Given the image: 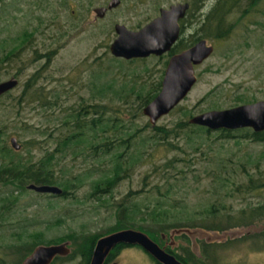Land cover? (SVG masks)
Here are the masks:
<instances>
[{
	"label": "rangeland",
	"instance_id": "1",
	"mask_svg": "<svg viewBox=\"0 0 264 264\" xmlns=\"http://www.w3.org/2000/svg\"><path fill=\"white\" fill-rule=\"evenodd\" d=\"M177 1H189L191 5L193 15L185 22L184 32L188 41L201 34L197 30L201 19L217 0H201L199 8L194 0H121L104 17L97 16L94 7L107 5L109 0H0V54L16 50L0 63V81L12 76L19 79L14 88L0 95V129L5 130L9 146L13 147L11 136L18 138L22 144L19 154L24 159L36 161L55 150L56 173L62 179L82 178V182L75 180V190L67 198L29 188L10 208L3 206V198L10 195L13 185L0 183V239L8 240L13 232L23 230H43L47 238L77 231V241L66 239L72 248L69 254L74 255H63L54 264H85L81 254L85 237L116 224L122 201L132 199L145 212L167 206L170 212L185 213L181 221L195 219L197 224L205 220L218 222L213 214L206 217L205 208L213 202L227 206L219 216L228 213L235 218L243 210L247 213L264 204V185H248L251 178L254 184L264 182V141L243 138L237 129L234 137H219L216 129L203 139L185 128L175 139L179 146L172 148L155 144L150 138L155 133L153 125L172 127L204 110L264 98V0H254L255 4L243 15L245 4L251 0H240L241 5L227 15L233 23L230 35L205 37L214 44L213 53L196 65L198 79L188 95L156 124L152 125L143 108L139 109L135 95L109 100L110 114L124 121L125 131L145 126L141 135L130 140V148L123 156L126 159L140 148L141 157L130 163L112 194L102 198L91 194L94 178L109 173L112 154L96 153L101 148L86 145L85 141L83 145V139L76 137L64 145L63 152L59 150L63 145L58 141L73 132V118L68 116L77 112L81 104L85 106L96 99L98 102L103 82L115 80L120 85L138 74L137 80L152 86L162 79L167 54L128 62L126 58H115L118 56L112 54L110 43L117 36L116 22L137 29L157 15L161 6ZM52 50L49 59L47 53ZM35 72L39 73L35 84L27 87V80ZM239 96L248 100L239 101ZM69 118L70 122L65 123ZM96 139L90 137L88 141ZM123 148L126 147L119 149ZM3 155L0 150V158ZM131 190L138 192L127 195ZM167 193L169 201L158 204L157 199H165ZM236 227L245 233L261 232L264 216L251 224L233 223L225 229ZM169 231L165 232L167 240ZM241 236L210 241L208 248L204 238L198 239L199 252L210 264H264V248L259 247L254 236L237 239ZM260 236L263 240L264 234ZM175 239L176 252L189 255L194 251L189 235L183 233ZM3 253L0 248V255ZM114 261L112 264H155L150 254L136 245L122 249Z\"/></svg>",
	"mask_w": 264,
	"mask_h": 264
},
{
	"label": "trees",
	"instance_id": "2",
	"mask_svg": "<svg viewBox=\"0 0 264 264\" xmlns=\"http://www.w3.org/2000/svg\"><path fill=\"white\" fill-rule=\"evenodd\" d=\"M194 2L196 8H199L202 5L201 0H194ZM254 4V0L247 2L244 9L242 10V15L245 14ZM240 5V0H217L215 5L201 19V23L197 29L198 31H202L201 34L188 41L185 40L183 35L180 36L179 40L172 47L171 52H176L188 47L201 37L213 36L214 38H224L229 36L232 32L233 23L227 20V15L231 10H233V8L239 7ZM192 15L193 14L191 13L190 9L188 15L183 19V22L185 23L189 21V17ZM52 52L53 50L47 53L49 59L51 58L50 54ZM15 53L16 50L14 49L10 52L5 51L4 53H1L0 63L11 58ZM115 58L124 59L120 57ZM135 59H144V57L124 60L133 62ZM166 63L167 59L165 60V65ZM120 67L123 68V65ZM38 74L39 73L35 72L34 75L27 80V87L35 84L34 82H36ZM137 75L138 74L134 75L133 79L122 81L120 85H117L115 80L103 82L104 84L100 86L99 91H101V97L98 99V102L96 99L87 103L85 106L81 104V107L77 109V112H74L72 116H68L73 118L72 122H70V118L64 120L65 123L70 122V127H72L73 124V132L69 135H67V133V136L65 135L60 141H58L60 146L63 145L59 149L60 152L65 150L64 145H69V143L72 142L76 137V140L83 139V141L80 142L83 145L85 141L86 145H91L96 149L101 148V152L97 151L96 153L101 155L112 154V163L109 173L94 178L92 182L93 190L91 194L96 195L98 198H102V195L105 194H112L116 185L124 177L123 172L130 167L131 162H135L137 159H140L142 154V150L140 148H136V150H138L131 153L126 159L123 157L130 148V140L137 137L138 135H141V133L145 131V126L137 127L134 132H130L132 127L127 128L125 131L124 129L126 126L124 121L119 116L110 114V109L108 106V103L110 102L109 100H112L114 96H120L122 98L129 99L135 95V97L139 100V109H142L145 104H147L156 96V94L161 89L162 79L150 86L146 81L142 83L141 81L137 80ZM239 98V101L248 100L241 96H239ZM148 125L150 126V123H148ZM152 127L155 130V133L150 135V138L153 140V142L155 144L169 145L171 148L179 146V143L176 142L175 139L185 128L186 132H195L203 139H208L211 136L212 131L216 130L204 125L191 123L189 120L185 119L179 120L172 127L162 124H156ZM236 129L241 132L240 135L243 138L264 141V130L255 131L251 127H241L235 129L220 128L217 130L220 132L219 137L228 138L234 137L236 135ZM4 134L5 130L0 129V150L4 154L3 157L0 158V183L13 185L10 195L3 198L4 207H12V205L18 201L20 193L23 190L27 191L29 189L28 184L30 182L58 184L63 188V192L61 194H57V196L66 198L69 197L75 190V180L82 182V178L79 176L62 179L60 175L56 173L54 167V159L56 158L55 150L48 151L46 155L36 161H31V159L26 160L23 158V156H21V154H19L20 150L8 145ZM90 137H96L97 139L93 142H90L88 141ZM76 142L78 143V141ZM121 146L126 148L119 149ZM172 161V159H169V162L172 163ZM248 185L256 188L263 186L264 182L254 184V180L251 178ZM171 186L172 184H170L167 188V192L169 189H171ZM16 190H18V192H15ZM137 192L138 191L131 190L127 195L130 196L131 194H135ZM169 198L170 195L167 193L165 199H157L158 204L168 202ZM146 207H148V205ZM226 207L227 206L225 204L220 206L215 202L211 203V205L205 208L208 213L206 214V217H210L211 214H213L214 218L218 219V222L212 221V223L205 220L204 222H201L203 224H197L199 222L195 221V219L192 221H181L185 213L170 212L168 211L169 207L167 206H163L158 210L157 207H155L151 212L150 210L145 212L143 211L141 205L132 199H128L119 203L117 210L119 218L116 224L109 226L100 233H93L90 236L85 237L83 246L84 248L82 249L81 254L84 258L85 264H89L96 240L105 233L124 227H135L145 230L163 245L165 244L163 233H168L172 227L201 225L209 229H225L228 226H231L233 223L234 225L251 224L255 220L260 219L261 216H264V204L253 207L251 211L247 213H244L245 210H243L241 211V214L237 215L236 218L229 216L228 213L223 216L218 215L221 209ZM224 222H227L228 224L223 226L222 223ZM261 234H264V230L255 233H245L243 236L238 237L237 239L254 236L255 241L259 243V247L264 248V239L261 240ZM75 236L80 237V233L75 231L70 232L65 236L61 235L47 238L43 230H35L30 232H25L23 230L13 232L8 240L4 239L3 237L0 239V248L4 252L3 255H0V264H21L23 259L29 255L38 244L62 242L68 238L77 241ZM130 245L140 246L138 244H127L123 242L117 244L113 248V251H111L108 255L105 264H110L112 260L117 258L122 249ZM205 246L208 248L211 246V243L205 242ZM166 249L176 254L178 258L187 264H210L206 258L196 254L194 251H190L189 255H182L176 252L170 245H167ZM71 255H74V253L69 254L67 257ZM150 256L155 261V264H163L151 254ZM62 257L63 255L56 256L51 264H54L58 258Z\"/></svg>",
	"mask_w": 264,
	"mask_h": 264
},
{
	"label": "water",
	"instance_id": "3",
	"mask_svg": "<svg viewBox=\"0 0 264 264\" xmlns=\"http://www.w3.org/2000/svg\"><path fill=\"white\" fill-rule=\"evenodd\" d=\"M121 0H110L107 5H98L95 12L103 17L106 12L118 6ZM190 7L189 1H177L169 6H161L160 13L137 29L128 27L123 22L115 24L117 36L110 43L113 55L126 59L147 57L151 54L162 55L171 50L174 43L181 36L180 19ZM215 46L205 37L199 38L190 46L173 53L166 65L162 86L156 96L143 107V112L149 116L152 124L170 112L188 95L198 79L196 65L202 63L214 51ZM19 79L12 76L0 81V95L14 88ZM189 121L207 126L211 129L251 127L255 131L264 130V98L239 103L225 108H212L193 114ZM11 143L15 149L21 148L16 136H11ZM28 187L40 192L61 194L63 188L58 184L30 182ZM169 240L165 245L160 244L145 230L135 227H124L101 235L94 245L89 264H105V261L119 243L138 244L163 264H187L176 254L168 251L166 246L178 244L175 237L187 234L191 238L192 249L199 252L198 239L206 242L221 241L228 236L235 237L246 232L240 228L209 229L201 225L176 226L169 231ZM163 233V237H166ZM72 248L69 240L57 243H40L27 255L21 264H50L56 256L67 255Z\"/></svg>",
	"mask_w": 264,
	"mask_h": 264
},
{
	"label": "flooded vegetation",
	"instance_id": "4",
	"mask_svg": "<svg viewBox=\"0 0 264 264\" xmlns=\"http://www.w3.org/2000/svg\"><path fill=\"white\" fill-rule=\"evenodd\" d=\"M109 1H110V0H109ZM103 5H105V4H103ZM190 8H191V5H190V7H189V9H188V11H187V14H186L183 18L180 19V23H181V36H182V35L185 36V35H184V32H185V30H186V25H187V24L183 22V19L188 15V12H189ZM94 10H95V7H94ZM106 13H107V12H106ZM159 13H160V8H159ZM159 13H158V14H159ZM158 14H157V15H158ZM105 15H106V14H105ZM105 15H104V16H105ZM97 16H98V15H97ZM104 16H103V17H104ZM155 16H156V15H155ZM155 16H154V17H155ZM151 19H152V18H151ZM147 22H150V17H149V19H148ZM116 23H117V22H116ZM116 23H115V24H116ZM179 38H180V37H179ZM178 40H179V39H178ZM198 40H199V39H198ZM196 41H197V40H196ZM196 41H195V42H196ZM176 42H177V41H176ZM176 42H175V43H176ZM195 42H194V43H195ZM175 43H174V45H175ZM174 45H173V46H174ZM185 48H186V47H185ZM183 49H184V48H183ZM171 50H172V48H171ZM171 50L168 51V52H166V53H164V54H167V55H168V57H167V63H168V60H169L170 56H171L173 53H175V52H171ZM181 50H182V49H181ZM178 51H180V50H178ZM178 51H176V52H178ZM164 54H162V55H164ZM151 55H155V54H151ZM149 56H150V55H149ZM157 56H161V55H157ZM134 58H142V57H134ZM130 59H132V58H130ZM167 63H166V65H167ZM165 68H166V67H165ZM164 72H165V70H164ZM163 76H164V74H163ZM162 79H163V77H162ZM163 238L165 239V244H166V242H167L168 240H167L166 237H163ZM165 244H163V245H165ZM168 245H169V244H168ZM140 246H141V245H140ZM170 246H171V245H170ZM147 252H148V251H147ZM55 258H56V257H55ZM114 262H115V261L112 260L110 264H112V263H114ZM50 264H51V263H50Z\"/></svg>",
	"mask_w": 264,
	"mask_h": 264
},
{
	"label": "bare ground",
	"instance_id": "5",
	"mask_svg": "<svg viewBox=\"0 0 264 264\" xmlns=\"http://www.w3.org/2000/svg\"><path fill=\"white\" fill-rule=\"evenodd\" d=\"M113 251V250H112Z\"/></svg>",
	"mask_w": 264,
	"mask_h": 264
}]
</instances>
